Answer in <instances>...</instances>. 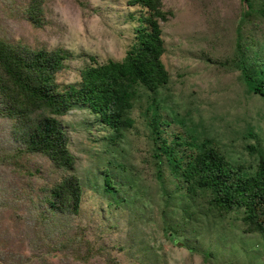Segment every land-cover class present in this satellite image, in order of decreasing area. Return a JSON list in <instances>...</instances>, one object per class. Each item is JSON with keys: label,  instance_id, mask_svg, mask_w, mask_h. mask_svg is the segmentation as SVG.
Masks as SVG:
<instances>
[{"label": "trees", "instance_id": "16d2710c", "mask_svg": "<svg viewBox=\"0 0 264 264\" xmlns=\"http://www.w3.org/2000/svg\"><path fill=\"white\" fill-rule=\"evenodd\" d=\"M1 1L6 15L24 19L35 34L52 28L48 0H23L16 7ZM241 1L233 56L218 64L235 68L247 91L264 98V43L258 50L248 49L256 44L257 27L264 19V0ZM126 4L134 10L129 13L132 40L124 57L100 62L89 54L76 82L60 80L75 55L69 49L49 47L48 41L40 44L39 34L33 37L37 42L32 43L31 38L15 37L0 25V132L4 135L0 136V216L9 213L8 219H20L18 212L22 208L33 213V252L26 261L41 257L45 264H91L93 258L107 255L106 262L120 264L105 245L88 236L87 226L73 222L81 213L85 187L77 172L79 157L73 152L62 117L75 105L86 107L110 132L104 151L111 153L125 133L138 128L131 111L142 97L141 88L151 93L144 105V119L153 143L149 151L152 159L146 157L145 161H153L168 196L165 214L168 206L179 205L182 212L181 219H164V229L173 236V243H183L206 256L212 254L177 237L186 235V227L203 206L220 219L238 213L244 232L264 236L261 139L247 145L258 154L254 161L236 162L216 139L201 137L195 129L172 127L176 116L166 114L157 95L171 80L165 63L167 45L162 22L169 21L174 11L164 7V0H126ZM186 119L179 120L185 124ZM108 159L112 165L128 167L118 158ZM46 165L55 170L48 171V177L43 174ZM3 170L8 174L4 175ZM99 172L103 176V193L111 197L109 207L124 208L127 198L120 195V189L125 182L117 180L112 166L100 167ZM133 179L135 176L130 181ZM42 181L45 182L41 184ZM176 196L182 199L180 203ZM172 198L173 202L169 200ZM13 243L0 227V264L18 263ZM18 264H22L21 260Z\"/></svg>", "mask_w": 264, "mask_h": 264}, {"label": "rangeland", "instance_id": "374dc122", "mask_svg": "<svg viewBox=\"0 0 264 264\" xmlns=\"http://www.w3.org/2000/svg\"><path fill=\"white\" fill-rule=\"evenodd\" d=\"M5 1L13 7L24 2ZM48 3L52 28L35 34L24 19L6 15L2 1L0 25L15 37L23 35L35 43L33 37L39 34L40 44L48 41L49 47L59 46L74 53L61 81L76 82L89 54L100 62L124 57L132 40L133 22L129 13L134 10L126 0H48ZM164 7L174 11L169 21L162 22L167 45L165 63L171 80L157 98L166 114L176 116L172 127L195 129L201 137L216 139L233 161H254L258 154L247 145L256 144L257 139L264 145V98L247 91L235 68L218 64L233 56L242 1L164 0ZM256 35V44L248 46L250 52L264 43V19L259 21ZM140 92L142 97L131 111L138 128L125 133L111 153L104 151L110 132L86 107L75 105L62 117L73 152L79 157L77 172L85 187L81 213L73 222L87 226L88 236L105 245L120 264H264V236L244 232L238 213L220 219L203 206L198 217L186 227V235H177L183 242L211 251V255L191 251L183 243H173V236L164 229V219L167 222L181 219L182 212L179 205L168 206L165 214L168 196L162 190L153 161H145L146 157L151 158L149 151L153 146L144 119V105L151 93L143 88ZM181 118H187V122L182 124ZM0 136L4 135L0 132ZM108 158L127 162L128 167L112 165ZM104 166H112L117 180L125 182L120 189V195L127 198L124 208L112 209L108 205L111 197L103 193V176L99 172ZM48 171L55 170L46 165L43 172L46 177ZM3 174L8 173L3 170ZM132 176L135 179L130 181ZM169 200L173 202V198ZM176 200L182 201L177 196ZM18 213L20 219L17 216L8 219L9 213L0 216V227L8 239L15 241L12 245L17 254L15 262L45 264L41 257L26 261V256L33 252L30 240L35 220L27 209ZM106 257L93 258L91 264H109Z\"/></svg>", "mask_w": 264, "mask_h": 264}]
</instances>
